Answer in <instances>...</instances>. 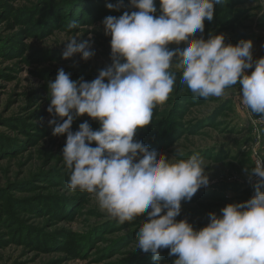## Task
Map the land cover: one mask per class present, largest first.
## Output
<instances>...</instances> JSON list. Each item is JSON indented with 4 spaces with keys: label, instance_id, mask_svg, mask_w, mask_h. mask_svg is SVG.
<instances>
[{
    "label": "rangeland",
    "instance_id": "rangeland-1",
    "mask_svg": "<svg viewBox=\"0 0 264 264\" xmlns=\"http://www.w3.org/2000/svg\"><path fill=\"white\" fill-rule=\"evenodd\" d=\"M117 2L0 0V264H173L177 258L161 249L157 262L137 249L136 232L147 213L120 224L92 194L68 189L70 171L62 158L67 134L54 136L49 125L48 82L59 69L73 80L92 81L112 63L111 36L102 21L138 10L129 7L130 0L119 10L106 6ZM156 7L159 15V0ZM215 9L213 21L205 20L204 32L195 38L223 33L225 43L250 39L253 59L264 57V0H222ZM73 20L79 26L69 29ZM71 38L88 40L95 55L87 61L80 54L64 59ZM172 71L174 90L134 139L168 158L204 157L210 182L182 202L177 217L200 229L209 222L208 213L219 215L229 203L255 194L257 178L250 182L245 169L264 160V118L241 103L238 84L221 97L204 99L180 83L178 68ZM246 71L251 74L254 67ZM85 121L94 130L100 127L85 114L74 120L72 131Z\"/></svg>",
    "mask_w": 264,
    "mask_h": 264
},
{
    "label": "clouds",
    "instance_id": "clouds-1",
    "mask_svg": "<svg viewBox=\"0 0 264 264\" xmlns=\"http://www.w3.org/2000/svg\"><path fill=\"white\" fill-rule=\"evenodd\" d=\"M221 2L159 0L155 15L156 0H130L129 7L137 11L102 21L105 35L111 36L112 63L92 81L73 80L61 68L48 82L49 125L54 136L67 134L62 158L70 171L68 189L92 194L120 224L147 213L136 232L137 249L157 262L160 250L170 249L169 256L177 257L173 264H264V160L245 169L250 182L257 178L253 197L229 203L219 215L208 213L207 225L196 229L177 217L182 202L210 182L204 157L168 158L134 139L174 90V67L195 97H221L238 84L241 103L264 118V57L253 59V41L225 43L223 33L195 38L204 32L205 20L213 21ZM106 6L119 10L124 0ZM78 26L73 20L68 28ZM182 42L183 48L168 47ZM76 54L85 61L95 55L88 40L71 38L62 57ZM85 114L99 121V129L85 121L73 132L74 120Z\"/></svg>",
    "mask_w": 264,
    "mask_h": 264
}]
</instances>
